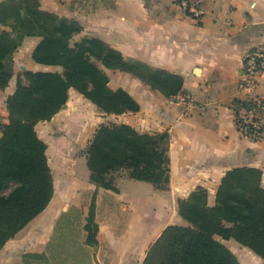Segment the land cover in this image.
Masks as SVG:
<instances>
[{
  "label": "crops",
  "instance_id": "crops-1",
  "mask_svg": "<svg viewBox=\"0 0 264 264\" xmlns=\"http://www.w3.org/2000/svg\"><path fill=\"white\" fill-rule=\"evenodd\" d=\"M39 5L43 11L77 21L82 29L77 36L98 38L125 60L180 76L179 93H189L193 105L186 115L175 100L179 93L166 98L130 73L104 69L108 86L125 90L139 105L136 112L116 115V123L141 133L167 131L170 136L167 190L120 175L113 191L89 182L84 155L72 157L63 148L50 149L51 133L57 127L74 126V116L79 120L74 131L80 142L107 119L90 102V110L83 111L85 105L80 109L84 101L72 93L64 109L35 125L37 136L47 146L51 200L0 250V264H25L24 254L42 253L60 214L77 207L86 216L93 194L97 232L90 264H142L148 248L166 227L187 225L178 213V201L197 188L205 190L207 204L212 206L220 179L238 167L259 169L264 187V139L255 143L241 137L232 109L240 96L243 57L252 48L264 47V0H203L199 21L185 16L173 0H39ZM38 41V37H25L13 53V76L0 91L3 124L7 122L5 101L15 89L19 71L57 72L58 66L31 59ZM25 46H29L27 62L18 65L16 52ZM255 78V93L264 102V74ZM94 112L99 116H93ZM67 149L74 153L75 149ZM82 161L85 167L78 169ZM216 239L233 254L238 247L248 250L233 239Z\"/></svg>",
  "mask_w": 264,
  "mask_h": 264
},
{
  "label": "trees",
  "instance_id": "trees-1",
  "mask_svg": "<svg viewBox=\"0 0 264 264\" xmlns=\"http://www.w3.org/2000/svg\"><path fill=\"white\" fill-rule=\"evenodd\" d=\"M0 91L13 76V53L25 37H38L31 53L38 64L59 66L56 72L23 71L6 98L7 122L0 124V250L48 205L53 180L46 144L35 125L49 121L62 110L68 90L74 89L104 114L139 110L125 90L111 89L104 69L130 73L151 89L170 98L181 91L182 78L125 60L115 49L95 37H73L81 32L74 19L40 9L39 0L0 1ZM167 131L141 133L123 123L100 124L85 150L89 182L116 191L120 175L150 183L160 191L169 184ZM262 172L253 167L224 173L207 204L202 188L178 201L186 226H168L148 248L142 264H241L235 254L216 239H233L264 263V187ZM94 194L86 216L71 207L58 217L42 253L23 255L25 264H90L93 239ZM82 234H85L82 236Z\"/></svg>",
  "mask_w": 264,
  "mask_h": 264
},
{
  "label": "built area",
  "instance_id": "built-area-1",
  "mask_svg": "<svg viewBox=\"0 0 264 264\" xmlns=\"http://www.w3.org/2000/svg\"><path fill=\"white\" fill-rule=\"evenodd\" d=\"M183 14L194 21H199L203 14V0H173ZM257 74H264V47L249 50L243 57L241 80L238 84L239 97L232 104L237 133L252 142L264 139L263 112L264 102L256 95ZM175 100L184 107V114H189L193 98L189 93L181 92Z\"/></svg>",
  "mask_w": 264,
  "mask_h": 264
},
{
  "label": "rangeland",
  "instance_id": "rangeland-1",
  "mask_svg": "<svg viewBox=\"0 0 264 264\" xmlns=\"http://www.w3.org/2000/svg\"><path fill=\"white\" fill-rule=\"evenodd\" d=\"M80 38L81 37L75 35L73 37V40L74 41H78ZM28 52H29V46H25L24 48H22L21 50H18L16 52V57H17V63H18V65H24V64H26ZM23 71L24 70L19 71L18 75H21V77H22V80H21L22 83L23 84H26L27 83V80L22 76V72ZM56 71H57L56 72L57 74H61V72H62L61 67L58 66V68H57ZM72 93H75L76 95L79 94V96L81 95L77 91L74 90V92H73V91H70V89H69L68 90V99L70 98V96L72 95ZM81 97H82V99H83L84 102H83V105L80 106V109L83 108L84 105H85V106H87V108L84 109L83 111L90 110V107H91L90 104H89L90 101L87 100L86 98H84L83 95H81ZM65 105H66V103H65ZM64 108H65V106H64ZM72 110H75V109H72ZM99 113H101V111H99ZM93 116H99V114H97L96 112H94V115ZM103 117H106L107 119L102 124L116 123V121L118 120V118L116 117V115L115 114H111V113L110 114H104ZM71 121H73V123L75 124L74 126H72V127L63 126V128L57 127V128H55L54 132L51 133L50 138L52 139V141L50 142V149H52V150L55 149L56 150L55 147H60V148H63L65 151H67L66 154L68 156L69 155L72 156V157L74 155H77V156L78 155H84L85 156L86 147H87L88 142L90 141V139H91L92 136L91 137L88 136L86 138V140L83 138L81 140V142H80V140L76 139V137H75L76 131H74L76 129L75 126L76 125H79V120H78V118H76V116H74L73 117V120H71ZM0 124L1 125L3 124L1 117H0ZM99 125L100 124H98L96 126L95 130L97 129V127ZM70 128H72V129H70ZM89 128H92V126H91L90 123H88V134H90V130H91ZM67 148L75 149L74 150V153L73 154L72 153L69 154V150ZM50 156H51V154H50ZM84 167H85V165H84V162L83 161L80 162L77 165V168L78 169H84ZM234 254H235V256L237 257V259L239 260V262L241 264H264L260 258H258L257 256H255L254 254H251L246 249H243V248L241 249L240 247H238L237 249H235Z\"/></svg>",
  "mask_w": 264,
  "mask_h": 264
}]
</instances>
